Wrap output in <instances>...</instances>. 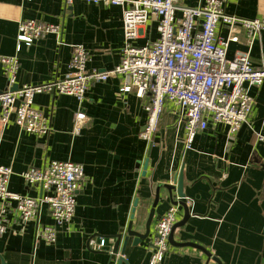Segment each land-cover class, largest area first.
Listing matches in <instances>:
<instances>
[{
    "label": "crops",
    "instance_id": "0c3cea01",
    "mask_svg": "<svg viewBox=\"0 0 264 264\" xmlns=\"http://www.w3.org/2000/svg\"><path fill=\"white\" fill-rule=\"evenodd\" d=\"M179 5L193 7L198 1L180 0ZM225 7L241 18L264 14V0H227ZM27 19L59 24L60 34H49L30 46L23 44L17 51L18 26ZM123 26L120 6L0 0V56L20 60L14 89L63 78L76 44L88 50L89 70H112L122 58ZM157 27L158 18L151 15L134 44L156 41ZM229 33L223 25L217 37L227 39ZM234 33L238 40L230 42L228 58L249 53L252 64L262 67L264 32L253 42L242 27ZM122 84L121 76L93 83L83 102L67 95L38 94L35 107L50 119L51 131L44 136L26 132L13 121L0 123V164L13 170L10 190L41 197V189L28 186L22 173L52 161L79 163L85 170L75 216L58 229L57 242L36 241L38 228L55 225L46 206L37 220L26 225L10 213L9 230L0 235V264H116L117 255L109 253L114 236L131 224L135 231L145 232L150 220L149 239L135 246L130 237L124 253L127 262L123 263L147 264L157 224L172 205L164 186L174 184L181 171L186 195L181 200L189 217L174 231L163 264H264V142L258 140L259 135L264 136V83L250 88L255 105L235 136L224 123L210 124L197 134L191 149L185 148L186 130L178 109L170 103L151 143L141 139L147 121L146 101L133 92L121 93ZM8 88L0 61V92ZM80 111L86 118L75 131ZM158 189L160 199L154 207ZM173 196L177 200L175 190ZM179 204L178 222L186 213L184 204ZM101 239L106 242L99 247ZM183 243L195 246L179 245Z\"/></svg>",
    "mask_w": 264,
    "mask_h": 264
},
{
    "label": "built area",
    "instance_id": "2783aa9c",
    "mask_svg": "<svg viewBox=\"0 0 264 264\" xmlns=\"http://www.w3.org/2000/svg\"><path fill=\"white\" fill-rule=\"evenodd\" d=\"M76 1L120 6L123 8L125 46L119 65L112 70H89V52L82 44L72 46L67 74L53 82L24 85L14 89L20 69L17 56H0L9 88L0 92V123L13 121L26 132L47 135L50 119L35 107L38 94L67 95L83 102L93 83L105 82L111 77H123L121 93H135L146 101L147 121L140 138L151 143L157 132L167 103L179 111V121L186 130L185 148L191 149L195 137L210 124L224 123L235 136L248 122L255 98L251 87L264 83V65L252 64L249 53L240 52L228 58L230 42L237 41V27L246 30L253 42L264 32V14L248 19L229 14L227 0H197V6L179 5L180 0H64L66 6ZM151 15L158 18L159 37L143 46L134 44L139 30ZM229 29L227 39H218L221 26ZM61 26L34 19L21 20L18 26L17 51L23 44L49 34H60ZM86 118L82 111L76 114V130ZM258 140L264 142V136ZM13 170L0 164V235L9 230L8 215L15 214L24 224L37 220L46 206L55 225L38 228L36 241L57 242L58 229L70 224L77 208V194L85 176L84 166L70 161H52L46 167H30L22 176L30 187H38L42 196L34 198L10 190ZM180 204H172L159 220L147 264H163L170 246V235L178 222ZM101 239L99 247L105 245ZM93 243V242H92Z\"/></svg>",
    "mask_w": 264,
    "mask_h": 264
},
{
    "label": "water",
    "instance_id": "95a60500",
    "mask_svg": "<svg viewBox=\"0 0 264 264\" xmlns=\"http://www.w3.org/2000/svg\"><path fill=\"white\" fill-rule=\"evenodd\" d=\"M17 89V88H15ZM148 168V159L145 162L144 165V173L147 171ZM164 189L166 190V194L169 196L172 204H177V203H182L181 199H184L186 197L185 193H184V177H183V171L180 172L179 175H177L174 184L172 185H165ZM174 190L176 191L177 194V200H175V197L173 196ZM160 189H158L156 191V197H155V202H154V207L157 205L159 199H160ZM138 201L135 202V207L137 206ZM185 208H186V213H185V217L182 221L177 222L174 227H173V231L170 235L169 241L170 243H172L173 240V234L174 231L178 228V227H182L184 225V223L186 222V220L189 217V212L188 209L186 207V205L184 204ZM133 212H135V209L133 210ZM153 213V212H152ZM151 213V215H152ZM150 215V217H152ZM149 223L150 220L147 222L146 224V231L145 232H138L135 231L132 227V224L126 229V231L124 233L118 234L116 236H114L115 242L112 246V249L110 250V254L111 256H115L117 255V259H116V264H123L124 262L126 263L127 261L124 258V253L126 250V246L128 244V241L130 239V237H133V245L137 246L140 243H142L144 240L149 239L150 237V227H149ZM179 245H184V246H195L192 243H183V244H179ZM122 246L121 250L120 247ZM202 250H204V248L199 247ZM205 251V250H204ZM120 253V254H119ZM207 253V252H206ZM119 254V255H118ZM3 264H6L3 261ZM220 264V263H219Z\"/></svg>",
    "mask_w": 264,
    "mask_h": 264
},
{
    "label": "rangeland",
    "instance_id": "374dc122",
    "mask_svg": "<svg viewBox=\"0 0 264 264\" xmlns=\"http://www.w3.org/2000/svg\"><path fill=\"white\" fill-rule=\"evenodd\" d=\"M156 133H157V132H156ZM156 133H155V134H156ZM153 138H154V137H153Z\"/></svg>",
    "mask_w": 264,
    "mask_h": 264
}]
</instances>
